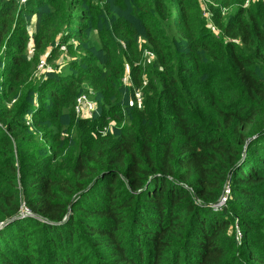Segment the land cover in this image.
<instances>
[{"label":"trees","instance_id":"trees-1","mask_svg":"<svg viewBox=\"0 0 264 264\" xmlns=\"http://www.w3.org/2000/svg\"><path fill=\"white\" fill-rule=\"evenodd\" d=\"M204 1L0 0V264H264V2Z\"/></svg>","mask_w":264,"mask_h":264},{"label":"built area","instance_id":"built-area-1","mask_svg":"<svg viewBox=\"0 0 264 264\" xmlns=\"http://www.w3.org/2000/svg\"><path fill=\"white\" fill-rule=\"evenodd\" d=\"M251 1V0H249ZM258 1V0H257ZM262 2H264V0H260ZM147 57L150 58L152 57L151 53H147ZM44 65V61H41V66ZM124 83H128V78L124 77ZM135 100L136 102L140 105L141 104V95L139 92L135 93ZM75 115L78 118L81 119H89L93 116L94 112L96 111V104L95 101L94 103L92 101H90L88 99V97L84 94H81L77 99H76V103H75ZM229 194V189L227 188L225 190V192L221 195V197L219 198L218 202L215 204V207L220 208L222 205H224V203L227 200V195ZM21 214H29V211L27 208L22 209Z\"/></svg>","mask_w":264,"mask_h":264},{"label":"rangeland","instance_id":"rangeland-1","mask_svg":"<svg viewBox=\"0 0 264 264\" xmlns=\"http://www.w3.org/2000/svg\"><path fill=\"white\" fill-rule=\"evenodd\" d=\"M24 0H22V2H23ZM199 2H200V5H201V10L203 11V14H202V16H203V18H205L207 21H208V25L210 26V22H209V14H208V12H207V10H206V6H205V1L204 0H199ZM253 2H257V0H251V2L250 3H253ZM248 3H246V5H247ZM31 25H32V29L34 28V21H32L31 22ZM211 27V26H210ZM73 43V42H72ZM60 50L61 51H65L66 49H65V47L64 46H61L60 47ZM30 51H31V49H30ZM64 56V55H63ZM43 59V58H42ZM41 61H43V60H41ZM41 61H40V63L38 64V67H37V70H38V73H42V72H51V71H53L54 70V67L52 66V65H43V66H41ZM65 61H67V57L66 56H64L63 57V61L62 62H65ZM126 68H127V66H126ZM89 91V89H86V91H84V95H86L87 97H88V99L90 100V101H92L93 103H94V101H95V99H94V93L93 92H88ZM96 102V101H95Z\"/></svg>","mask_w":264,"mask_h":264}]
</instances>
